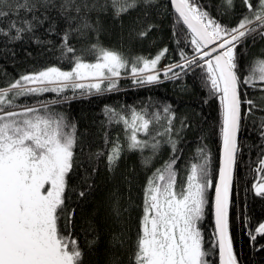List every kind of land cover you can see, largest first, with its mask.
Wrapping results in <instances>:
<instances>
[{
    "label": "trees",
    "instance_id": "1",
    "mask_svg": "<svg viewBox=\"0 0 264 264\" xmlns=\"http://www.w3.org/2000/svg\"><path fill=\"white\" fill-rule=\"evenodd\" d=\"M23 2L13 0L12 8H3L9 15L0 16V88L48 67L71 70L77 56L86 63L95 62L96 55L90 51L94 44L116 51L128 61L119 77L112 78L116 83L112 90H108L110 81L105 79L99 93L93 90L89 94L86 89L73 92L69 87L59 94L46 91L39 95H20L12 100V110L41 109V105H46L48 113L54 117L63 116L67 123L75 124L74 168L65 193L68 211H75L71 225L65 228L62 217L59 226L65 236L75 239L83 249L84 264H129L140 227L144 190L158 169H163L174 158L172 164L177 182L185 179L191 165L201 162L200 150L203 149L209 157L211 178L216 181L221 148L219 95L210 91L206 72L195 65L187 74L181 72L178 80L164 78L160 63L165 68L180 62L181 51L188 57L193 55L190 34L179 21L170 0H156V4L147 9L138 6L120 18H114L111 9L106 13H90V22L95 24L97 19L101 22L99 32L89 31L82 36L72 31L68 42L76 52L66 55L63 37L69 31L68 22L56 9L27 11L15 7L16 3ZM197 3L228 28L234 27L247 14L241 0H234L230 10L222 0H197ZM25 21L31 24V30ZM146 24L155 27L146 37H138L137 32ZM16 28L22 29L19 38H16ZM165 47L168 53L157 65L159 82L139 83V77L131 74L136 58L154 57ZM236 53L238 74L243 81L249 65L264 59V38L246 37L237 46ZM90 82L97 81L84 83ZM261 88L264 84L253 88L243 82L239 88L242 101L237 134L239 150L230 197V236L238 264H264V237L258 236L253 242L249 236L258 222H264V198L257 197L252 189L253 183L264 176V171L260 170V161L264 159V127L261 126L264 123L261 110L264 109V99H261L264 93ZM246 100H252L258 107L250 110ZM165 106L170 109L171 125L169 114L164 112ZM133 112L151 121L147 135L137 133L138 139L146 142L142 151L127 149L130 129L126 131L121 117L130 120ZM41 114H44L43 109ZM168 128L170 132L166 131ZM65 130L71 131L70 128ZM116 142L123 151L110 170L107 154ZM156 142H159L158 147L153 150ZM172 142H175V149ZM213 190H208L210 204L205 208L202 222L209 245V257H205L207 264H219L213 238ZM114 205L119 207V216L112 210ZM114 236L125 242L124 247L113 244ZM90 240L96 241L92 248L88 247Z\"/></svg>",
    "mask_w": 264,
    "mask_h": 264
},
{
    "label": "snow or ice",
    "instance_id": "2",
    "mask_svg": "<svg viewBox=\"0 0 264 264\" xmlns=\"http://www.w3.org/2000/svg\"><path fill=\"white\" fill-rule=\"evenodd\" d=\"M241 2L247 8V14L234 27L228 28L203 10L197 0H171L179 21L190 34L193 55L188 57L181 51L180 62L168 64L163 69V76L168 80H178L181 72L187 74V70L195 65L206 72L210 91L219 95L222 147L218 179L212 180L209 157L203 149L200 150L201 162L191 165L186 186L180 187L179 191L172 168L174 158L163 169H158L144 190L140 227L129 264H207L205 257L209 252L205 251L202 243L200 222L204 219L206 206L210 204L209 189H214L211 208L219 264H238L230 236V197L239 150L237 134L242 103L239 88L241 82L253 88L264 84V59L249 65L248 74L241 81L236 53L237 46L246 37L258 35L264 38V0ZM222 3L228 10L234 6V0H222ZM155 4L156 0H24L16 3L15 7L27 11L56 9L69 25V31L63 37L66 55L76 52L68 42L72 31L82 36L89 31L99 32L101 22L99 19L95 24L90 22V13H106L111 9L113 17L120 18L138 6L147 9ZM4 7L12 8L13 0H0V16L9 15ZM25 24L31 30V24L27 21ZM154 27L146 24L137 36L146 37ZM21 31L16 28V38ZM90 51L96 55L95 63H85L77 56L70 71L48 67L23 75L7 87L0 88V264H84L83 249L75 239L65 236L59 226L62 217L65 228L71 225L75 211L69 212L65 203L69 174L74 168L75 124L67 123L63 116L54 117L48 113L46 105H41L44 114L36 107L12 110V100L20 95H39L46 91L59 94L69 87L73 92L86 89L89 94L93 90L99 93L105 79L110 81L108 90L116 88L112 78L119 77L120 70L127 67L128 61L118 52L98 44L92 45ZM167 53L165 47L154 57H137L131 67L132 76L139 77L141 84L159 82L157 65ZM260 91L264 93V88ZM244 102L249 104L250 110L258 107L252 100ZM164 112L169 114L168 123L171 125L169 107L165 106ZM121 120L126 131L131 130L127 149L142 151L146 142L138 139L137 133L147 135L151 121L137 112L131 114L130 120L124 117ZM261 126L264 127V123ZM68 128L71 131L65 130ZM166 131L170 132L171 128ZM172 143L175 149V142ZM158 144L152 145L153 150ZM122 151L118 142L113 144L107 154L110 170L119 161ZM260 170L264 171V159L260 161ZM252 189L257 197L264 198V176L253 183ZM80 195L83 197L85 193L82 191ZM112 210L120 215L117 205ZM249 236L253 242L258 236L264 237V222H258L249 231ZM95 243V240H90L88 247L92 248ZM116 243L124 247L125 242L114 236L113 244Z\"/></svg>",
    "mask_w": 264,
    "mask_h": 264
},
{
    "label": "rangeland",
    "instance_id": "3",
    "mask_svg": "<svg viewBox=\"0 0 264 264\" xmlns=\"http://www.w3.org/2000/svg\"><path fill=\"white\" fill-rule=\"evenodd\" d=\"M96 62V61H95ZM95 62H89V63H95ZM86 63V62H85ZM74 66V65H73ZM160 67H161V69L163 68V63H160ZM123 69V68H122ZM62 71H67V70H62ZM68 71H70V70H68ZM83 82H85V81H83ZM23 109H19L18 111H22ZM130 132H131V130H130ZM172 168L174 169V164H172ZM210 169V168H209ZM174 171V170H173ZM186 177H187V175H186ZM182 180H180V181H178L177 182V191H179V189H180V187H182V186H186V180L184 179V178H181ZM184 179V180H183ZM216 180H217V176H216ZM213 193H214V190H213ZM203 221H201L200 222V230H201V235H202V238H203V240H202V243H203V246H204V249H205V251H207V252H209V245H208V243H207V240H206V237H205V235H204V225H203V223H202ZM206 257H208V256H206Z\"/></svg>",
    "mask_w": 264,
    "mask_h": 264
},
{
    "label": "water",
    "instance_id": "4",
    "mask_svg": "<svg viewBox=\"0 0 264 264\" xmlns=\"http://www.w3.org/2000/svg\"><path fill=\"white\" fill-rule=\"evenodd\" d=\"M170 3H171V0H170ZM174 10V9H173ZM175 12V11H174ZM186 27V26H185ZM207 50V49H206ZM221 147H222V144H221ZM220 151H221V148H220ZM219 171V170H218ZM217 179H218V176H217ZM212 216H213V226L215 228V224H214V215H213V212H212ZM218 262H219V252H218Z\"/></svg>",
    "mask_w": 264,
    "mask_h": 264
},
{
    "label": "bare ground",
    "instance_id": "5",
    "mask_svg": "<svg viewBox=\"0 0 264 264\" xmlns=\"http://www.w3.org/2000/svg\"><path fill=\"white\" fill-rule=\"evenodd\" d=\"M209 257V256H208Z\"/></svg>",
    "mask_w": 264,
    "mask_h": 264
}]
</instances>
